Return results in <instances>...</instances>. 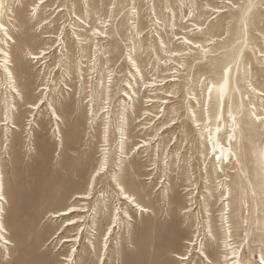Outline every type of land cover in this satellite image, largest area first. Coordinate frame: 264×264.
<instances>
[{
	"label": "rangeland",
	"instance_id": "374dc122",
	"mask_svg": "<svg viewBox=\"0 0 264 264\" xmlns=\"http://www.w3.org/2000/svg\"><path fill=\"white\" fill-rule=\"evenodd\" d=\"M13 1L10 0V8L20 21L17 27L23 24L22 29L27 30L25 34L29 39L20 37L22 29L13 30L11 68L19 91L8 86L0 70L2 221L4 234L11 241V245H5L0 240V264H208L205 256L201 258V251L213 260L211 264H224L223 248H219L211 236L212 232L219 231L221 209L228 203L230 210L226 216L239 240L237 243L251 227L244 241L243 262L250 257L253 264H263L260 254L264 255V194L259 200L260 221L254 222L252 200L248 197L250 192L244 177L255 176L257 188L264 189V121L255 119L256 113L264 115V96L251 93L250 102L256 103L246 105L251 124L242 121L240 112L236 116L242 128V141L233 143L232 148L242 164L233 162L229 168L214 163L212 154H207L202 147L192 109L199 118L202 113H209L212 122H218L220 103L215 97L207 105L205 91L208 85L218 84L224 71L235 65L242 66L243 76L237 78V84L243 93L250 83L264 92V0H49V9H39L36 20L33 8L39 0ZM76 15L100 28L101 20L111 19L109 25L103 26L108 36L101 39V49L96 55L89 48L83 49L80 42L88 39L80 41L76 37L73 27ZM47 17L51 22L42 29L40 22ZM196 24L203 25L204 29L196 28ZM137 28L143 30L139 37ZM49 34H54L55 38L45 37ZM179 36L203 42L205 51L193 46L184 50V44L180 43L184 39ZM134 43L136 53L132 48ZM42 49L49 51L45 58L39 62L29 58L30 52L38 53ZM131 58L138 61L148 80L161 84L135 97L137 113L140 104L147 103L144 97L160 91L158 96L163 98L152 109L165 113L164 120L176 124L161 134L156 128L163 119L154 118L152 123L144 121L150 122V128L143 134L134 130L136 123L132 115L126 124L129 150L139 140L157 132L160 137L151 140L150 148H142L144 157L131 164L124 162L119 172L116 168L119 162L117 135L122 129L120 105L123 93L131 92L127 81L134 82L132 74H137ZM81 65H84V74L79 69ZM99 77L112 84V99L97 86ZM195 95L201 106L196 103ZM238 95L234 87L227 105L236 108ZM162 99L170 103H163ZM91 100L96 110L112 105L108 112L112 120L107 151L103 150L102 135V119L106 114L95 128L87 123ZM40 101L37 108H32ZM127 101L131 103L128 98ZM52 108L57 110L59 121ZM7 117L9 120H5ZM104 152H107L104 166L107 171L96 179V201H88L92 209L87 217L88 224H92L94 212L101 209L94 222L101 229V235L89 238L85 231L83 235L77 234L81 222L62 233L57 232L66 218L55 217V213L83 202L77 195L87 191L91 174L101 165ZM82 163H87L85 173L78 170ZM143 164L154 169L142 172ZM215 166L220 173L225 170L231 175L216 180L210 176ZM133 169L137 170L134 181L130 178L134 175ZM232 169L237 172L232 173ZM118 173L129 190L139 194L153 211L142 215L134 211L133 221L128 225L130 231L125 218L121 220L109 241V250H100L106 238L102 234L107 228L108 212L119 202L113 189L116 187L113 179ZM150 173L154 178L144 179ZM220 178L228 180L219 181ZM225 190L231 194L223 201L220 197ZM166 192L169 197L164 196ZM105 197L110 200L108 204L103 202ZM190 206L189 212L183 210ZM246 206H249L247 210ZM206 218L210 225L212 223L213 231L211 226H206ZM199 222L202 244L189 246L186 242L193 238ZM255 223L261 226L260 236L255 243L248 242ZM145 234L158 238L159 246L145 252L142 249ZM65 237L73 240L64 242ZM190 251L193 252L190 259L176 258Z\"/></svg>",
	"mask_w": 264,
	"mask_h": 264
},
{
	"label": "bare ground",
	"instance_id": "6f19581e",
	"mask_svg": "<svg viewBox=\"0 0 264 264\" xmlns=\"http://www.w3.org/2000/svg\"><path fill=\"white\" fill-rule=\"evenodd\" d=\"M11 4L12 3L10 2V0H0V70L4 73L6 81L8 82V86L10 85L11 88L15 89V91H19V88L16 84V80L14 79V77H15L14 72L11 68V66L13 65V61H12L13 56L11 53V48L13 47V45L11 42L14 41L13 30H15L16 28H18L20 30L25 26L23 24L22 25L19 24L20 26L17 27L18 26L17 23H19L20 21L18 20L17 15L14 14V10L10 8ZM86 5H87L86 7L88 8V2H86ZM48 6H49V0H39V1H37L36 4H34L33 10H36L35 11V15H36L35 20L38 19L37 15H38L39 9H41L42 7H44L45 9H49ZM50 9L52 10V8H50ZM8 11H10V12H8ZM55 12L56 11H54L53 13H55ZM49 16H51V15H49ZM76 17H77L76 18L77 20L75 21L74 26H73L74 32L77 35L76 37L78 39H80V41H82L83 39H88L87 42H84V43L80 42V43L84 47L83 49L88 50V48H89V50L94 55H96L98 50L101 49L100 43H102L101 41H103L101 39L108 36V34L105 33L103 26L109 25V21L111 19L105 18L103 21L101 19H99V21L101 20L100 24H102L101 28H100L98 25H96V26L91 25L88 21L83 20V17H81L79 15H76ZM198 17H200V16H198ZM33 18H32V20H33ZM48 19H49V17L45 18L44 20H42V22H40L39 26L42 29H43V27H48L47 26L48 23L51 22ZM83 26L86 28H83ZM196 26H197L196 28H198L200 30L204 29V26L201 24H196ZM22 30H23V32L21 31L20 37L24 38L25 40H28L29 35L25 34V32H27V30L26 29L25 30L22 29ZM69 31L67 30L66 33L69 34ZM82 31H84V32H82ZM136 31H137L138 37L141 36V33L143 30L140 31V29L137 28ZM79 32H81V33H79ZM82 36H84V37H82ZM45 37H54L55 38V35L49 34V35H46ZM178 38L184 39L183 41L180 42V43L184 44V46H185V48H183L184 50L188 49L187 46H193V47H201L202 50L205 51V45L201 41L192 40V39H190V37H187V36H185V37L179 36ZM188 41H191V43H188ZM136 46H137L136 43H134L132 45V48H133L135 53L137 50ZM30 53H31V56L29 58L30 59H37L38 60L37 62H39L41 59L45 58V54H48L49 51L42 49L38 53H34V52H30ZM178 54H179V52L177 53V55ZM102 57H105V56H102ZM131 59L133 60L134 70H136L137 74H132V75H134V78H133L134 82L132 80L127 81L126 86L131 89L132 93L130 91H125V93H123L124 100L122 101V103L120 105L121 106L120 109L122 111L121 112L122 113V121L120 120L119 122H120V127H122V129H119L118 135H117V139H118L117 140L118 141V143H117L118 155L117 156L119 158V162L117 163V168H116V170L118 169L119 172L124 168V166H125L124 162L128 161L131 164L135 160H138L139 158L144 157V155L141 154L142 148H146V149L150 148L152 145V141L155 140L157 136H159V132H157L150 138L139 140V142L133 146L132 150H134V148H136V149L132 153V150L128 149V142L130 141V136H129V132L127 129H129V127L126 129V124H129V120H130V117L132 115H134L133 119L136 123V125L133 127L134 130L137 132H141L143 134H145L146 131L150 128L148 126V124H150L151 120L154 118H156L155 120L163 119L160 126L156 128V131H158V130L161 131L160 132L161 134H163L167 129L174 127V125L176 124V122H170L169 119L164 120L165 113H161L160 111L155 112V110L152 109V107H157V103L161 100V98H163V97L158 96L159 95L158 92L160 93V91L153 93L154 96H146V98L144 97V101H146L147 103L145 102L146 104H140L141 107H139V110L137 113L135 97L139 98L140 96H143L145 91L153 90L152 87H156V86L158 87L161 84L156 83V81L154 82V81L148 80L145 77L144 71H143L142 67L139 65L138 61L134 60V58H131ZM241 67H242L241 65L238 67H237V65H235L234 68L230 69V71L227 68L224 71L222 79L220 80V82L218 84L212 83V84L208 85L206 88L204 101H207V105H210L211 101L215 97H217L218 102L220 103V105H219L220 109L218 112L219 116L216 117V121L218 120V122L213 123L211 118H210L209 113L208 114L202 113V117L199 118L198 115L196 114L195 110L192 109V115L195 116V120H194L195 124L194 125L199 127V128H197L198 129V140H199V142L201 143L202 147L207 150V154H212L211 160L214 163L218 162L219 164H222V165H224V167H227V168H229V165L233 162H237V164H242L241 161L239 160L240 158L238 157L237 152L234 151L232 148L233 143L237 144V143H241V141H242V128L239 127V123H238V120L236 118L237 114H239V112L242 114V121H244L246 123V125L251 124V118L248 116L247 111H246V105L255 103V102H253V103L250 102L251 101V93L264 96V92L261 89H259L258 87H256L253 83H250L249 87H247L246 93H243L241 91L240 87L237 84V78H240V76H243L241 74V69H242ZM79 69H80L81 73L84 74V72H85L84 71L85 70L84 65H81ZM131 69L133 70V68H131ZM170 69H172V68H170ZM102 79H104V77H99V81L97 83V86L98 87L101 86V88L104 90L105 95H107V97L109 99H112L111 98V90L112 89L110 88L112 86V84H109L107 79L103 80V81H102ZM173 80H177V78L173 79ZM106 82L108 83L107 85H106ZM98 87H97V89H98ZM234 87H236L237 90L239 91V95L237 96V102H239V103L237 104L236 108H233V107L227 105V99L230 98L232 92H234ZM42 89L46 90V87H43ZM154 89H158V88H154ZM15 91L12 89L11 92L15 93ZM244 95L247 96L246 99H244ZM127 98L131 100V103L129 101H127ZM194 99H195L196 103L199 106H201V101L197 95L194 96ZM246 100L248 101V103L246 102ZM162 101H163V103L164 102L170 103V101L165 100V99H162ZM41 103H42V101L34 104L32 106V108H37L38 104H41ZM109 103H111V102H109ZM90 104L92 106L91 107V113H90L89 121H87L89 126H92L95 128V126L97 125V121L106 114L102 119L103 120L102 122L104 125L102 135L104 138L103 150L107 151L110 148L109 147V145H110L109 141H110V136H111V120H112V115L108 112L112 108V105H109L108 107L105 105V106H102L96 110L94 108V105H93V100H91ZM255 108H256V106H255ZM165 109H164V111H165ZM52 113H53L56 121H59L60 117H59V114L55 108H52ZM256 115H261V114L256 113ZM5 120H9V117H7ZM148 120L150 121L149 123L144 122V121H148ZM8 122L3 121V123H5V124ZM56 128H57L58 132L61 133L60 126L57 122H56ZM140 134H138L137 137L140 136ZM159 137L157 139H159ZM105 153H107V152H104V156H103V160H102L101 165L98 167V169H95L91 174L90 183L88 185L87 191L82 193V194L77 195V198L83 199V202L79 205L73 204L70 207L55 213V215H54L55 217L66 218V220L64 221V225H62L57 232L62 233L65 229L69 228L70 226H74V225L81 222V227L78 229L77 234L83 235V233L85 231V233L89 234V238H95V237L97 238L101 235V233H100L101 229H99V227L96 226V224L94 223L96 221V218L99 217V215L101 214V209L99 208V205L97 207V208H99V210L95 211L94 212L95 214H93V217H92L93 223L92 224L91 223L88 224L89 220L87 217L89 215V212L92 209L88 206V204L90 202L89 200L94 199V201H96L95 200V198H96V194H95L96 179L103 176L105 174V172L107 171L106 167H104L107 164V155ZM141 161H145V159H142ZM152 169H154V168L147 167L143 164L142 172H145L146 170L151 171ZM78 170L82 173L87 172V170H88L87 163H82V166ZM227 170H229V169H227ZM136 172H137V170H135V169L132 170V174H134V175H131V177H130L132 181H134V177L136 176L135 175ZM231 172L236 173L237 171L236 170L233 171V169H232ZM223 175L227 177V176H230L231 174H227V172L225 170H223V173L222 172L220 173L216 169V166L211 169L210 176L215 177L216 180H217V178H219L220 176H223ZM153 178H154V175L152 173H150V175L146 176L144 179H153ZM254 178H256V177L254 176ZM254 178L251 175H249V176L247 175L244 177V180L246 181L245 184L247 185V191L250 192L248 197L252 200L251 205H253L254 222H257V221L259 222L260 221L259 200L263 196L262 194H264V189L262 187L257 188V185L255 183ZM113 180H114V183L116 186V187H113V189L115 191L114 193H116L115 196H117V200L119 202L115 207L113 206L112 209H110V211L108 212V215H107L108 218L106 220L107 228H106L104 234H102L106 238H104V236H103L104 240H102V241H104V246L100 247V250H102V249L109 250V248H110L109 241L113 237V235L116 233L117 228L120 227V221L121 220H123L125 218L124 223L125 222L127 223V229H128V225H130V222L133 221V212L134 211L137 214L140 212L139 213L140 215H142L144 213L150 214V212L153 211L147 205H145L143 198L139 194H137L135 192H131L129 190V188L122 182L120 173L116 174V177ZM222 180L227 181L228 179L220 178L219 181H222ZM217 187H219V185H217ZM230 194H231V192L225 190L223 192V194L221 195L222 197H220V200H223V201L227 200L230 197ZM1 195H2V183L0 182V196ZM164 196L169 197L170 196L169 192H166V194ZM225 196H227V197H225ZM2 200H0V240H2L1 241L2 244L4 243L5 245H11V241L4 234L5 228H4V224L2 221V217H3L2 213H3L4 207H3ZM103 200H105V201H103ZM103 200H101V202L103 201L106 204H108V201H110L107 197H105ZM246 202H248V200ZM248 207L249 206H246L245 209L247 210ZM191 209H192V207L190 206V207L184 208L183 210H186V212H189ZM221 210H222V212L220 213V216H221L220 229H218L219 231H215L217 233V236H216L215 232H212L213 236H211V237H212V239H215V242L218 243L217 246L219 248H221V249L223 248L222 249L224 251V254L222 255V257L224 258L223 263L224 264H253V261L251 260L250 257H248L245 262H243V260H242V253H243L244 244H245L244 241L249 236V232L251 231V227L249 228V230L246 231L244 237L242 238V241L237 243L239 240H236L235 231L232 230V226L229 224L228 217L226 216V214L230 210L229 203L227 204V206L225 205ZM207 214L208 213H206V215ZM73 215H76V216H73ZM204 220H206V222H207L206 226L207 227L211 226L210 229H212L211 221H209L211 223V225H210L208 223V218H206ZM200 224H201V222H199L198 225L196 226V232H195L193 238H190L189 241L186 242L189 246L198 245L199 243H200V245L202 244L201 243L202 241H200V235H201ZM168 225L169 224H166V226H168ZM254 227H253L254 229L252 228V230H253L252 235L249 238L248 242L252 241L253 243H255L256 241H258L256 238L260 236L259 233H261L262 229H261V226L259 223H258V225H257V223H255ZM213 230L214 229H212L211 231H213ZM102 231H103V229H102ZM128 231H130V230L128 229ZM263 231H264V229H263ZM57 235L58 234L56 233L55 236H57ZM77 239H78V237H76V239H74V240L76 241ZM70 240H73V239L70 237L64 238V242H67ZM157 240H158V238L154 239V238H151L149 235L147 236L145 234V238L143 240L144 248H142V249L145 252H148V249L150 247L159 246V243H157ZM262 247L264 248V242L262 244ZM155 249H154V251H155ZM200 253H201V258L204 256L206 257V261H208L207 262L208 264L213 263V260H211V258L205 254V251H201ZM72 255L73 254H71V257H72ZM192 255H193V252L190 251V253L187 252L183 255H177L176 258L184 261V260L190 259ZM71 257H66V258L71 259ZM233 258H234V260L231 261V259H233ZM260 261H261V263L263 262V264H264V255L262 253L260 254ZM57 264H62V263H57Z\"/></svg>",
	"mask_w": 264,
	"mask_h": 264
},
{
	"label": "snow or ice",
	"instance_id": "6c2138e0",
	"mask_svg": "<svg viewBox=\"0 0 264 264\" xmlns=\"http://www.w3.org/2000/svg\"><path fill=\"white\" fill-rule=\"evenodd\" d=\"M188 43H191V41H188ZM228 70L230 71V69H228ZM255 119L258 121H264V115H255ZM2 199H3V197L0 196V200H2Z\"/></svg>",
	"mask_w": 264,
	"mask_h": 264
}]
</instances>
